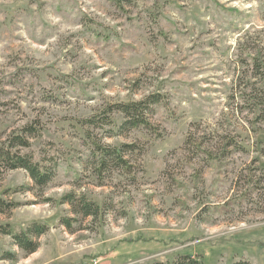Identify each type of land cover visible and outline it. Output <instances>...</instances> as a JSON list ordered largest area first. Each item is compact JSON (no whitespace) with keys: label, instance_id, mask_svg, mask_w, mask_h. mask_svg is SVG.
Returning a JSON list of instances; mask_svg holds the SVG:
<instances>
[{"label":"rangeland","instance_id":"obj_1","mask_svg":"<svg viewBox=\"0 0 264 264\" xmlns=\"http://www.w3.org/2000/svg\"><path fill=\"white\" fill-rule=\"evenodd\" d=\"M153 95V129L122 134L108 110ZM35 121L21 152L54 177L0 168V264H264V0H0V147ZM89 132L138 144L132 172L97 175Z\"/></svg>","mask_w":264,"mask_h":264},{"label":"trees","instance_id":"obj_2","mask_svg":"<svg viewBox=\"0 0 264 264\" xmlns=\"http://www.w3.org/2000/svg\"><path fill=\"white\" fill-rule=\"evenodd\" d=\"M159 95L150 96L139 102L122 103L111 107L108 113H119L124 116V123L120 127L122 134L130 133L132 130L147 128L153 129L151 116L153 115V106L158 104ZM90 125L105 124L111 126L113 121L109 117H101L99 119H91L87 121ZM41 125L38 121L33 124L25 125L24 127L13 131L8 135L0 147V168L5 170H25L34 184L43 189L46 188L53 180L54 173L51 170H45L39 163L34 161V156L23 155L21 149L31 147V139L36 137L41 131ZM87 138L91 140L93 146V157L95 159V172L100 177L107 172L114 170H125L131 173L134 166L128 158L129 154L140 150L138 144H122L120 146L103 145L101 142L94 140L91 133L87 134ZM103 184H101L102 186ZM64 204L69 205L75 215H82L85 218H98L102 209L94 202H89L84 195L77 197L74 192L67 194L64 197ZM4 204L0 200V205ZM73 218H65L62 220V225L71 230ZM47 226L36 225L28 231L16 235L15 240L18 246L24 250L29 256L35 254L39 249V243L35 242L32 237H40L48 232ZM5 260H15L14 255H6ZM153 264H205L203 261H198L190 255H181L174 261L162 262L157 261ZM233 264H252L247 261L235 262Z\"/></svg>","mask_w":264,"mask_h":264},{"label":"built area","instance_id":"obj_3","mask_svg":"<svg viewBox=\"0 0 264 264\" xmlns=\"http://www.w3.org/2000/svg\"><path fill=\"white\" fill-rule=\"evenodd\" d=\"M0 251H1V246H0Z\"/></svg>","mask_w":264,"mask_h":264}]
</instances>
